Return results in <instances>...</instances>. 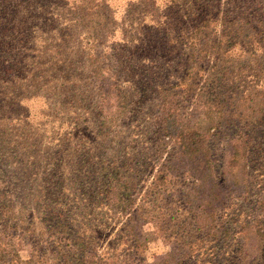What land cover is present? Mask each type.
Returning <instances> with one entry per match:
<instances>
[{
	"label": "trees",
	"instance_id": "1",
	"mask_svg": "<svg viewBox=\"0 0 264 264\" xmlns=\"http://www.w3.org/2000/svg\"><path fill=\"white\" fill-rule=\"evenodd\" d=\"M9 3L26 16L32 9L29 0ZM106 3L73 0L59 31H101ZM141 7L161 12L141 27L163 51L141 65V98L156 109L154 174L135 205L112 204L118 188L133 185L130 154L122 146L123 161L102 154L119 141L107 133L125 109L122 96L115 108L100 98L96 107L79 97L81 80L68 76L60 53L34 60L21 52L16 66L0 51V264H264V0H141ZM132 79L122 82L128 89L110 83L108 92L131 90ZM229 124L235 133L216 177L211 143ZM254 195L251 219L244 206ZM158 240L166 250L150 255Z\"/></svg>",
	"mask_w": 264,
	"mask_h": 264
},
{
	"label": "rangeland",
	"instance_id": "2",
	"mask_svg": "<svg viewBox=\"0 0 264 264\" xmlns=\"http://www.w3.org/2000/svg\"><path fill=\"white\" fill-rule=\"evenodd\" d=\"M9 1L0 0V51L7 52L16 66L23 60L19 58L24 55L21 52H29L30 57L34 55V60L37 55L43 56L46 52L51 55L57 52L61 54L59 58L65 62V72L68 71V76L73 74L81 80L76 84L79 97H92L94 106L98 105L100 99H105L100 104L106 110L119 106V100L115 99L117 96H122L120 99L126 101L125 109L118 110L120 116L116 118L113 127L107 133V140L116 136L119 141L117 142L116 139L112 142V148H109L111 150L105 149L102 154L108 156L110 160L123 161L125 158L123 154L117 152V148L119 146L126 148L125 151L132 159L130 163L132 171L127 176L133 185L126 187L123 183L122 188L128 190L118 188L112 204L118 207L139 203L143 186L146 182L147 184L151 182L154 174L149 168L152 166L154 150L152 147L154 140L151 139L150 133L153 124L151 121L156 112L152 101L146 102L143 97L141 98V65L161 58L163 51L157 46V40L147 35V29L141 27V22L149 26L152 20L159 21L160 17L156 18V16L161 12L154 13L151 9H144L141 7V0H107L105 5L107 9L101 10L98 14L101 31L99 29L98 32V28L94 27L89 31L90 35L88 31L73 35L68 32V28L59 31L67 26L66 20H70L73 16V11H70V3L73 0H48L49 3L46 0H29L32 9H29L28 16L16 6H12ZM13 1L15 3V0ZM43 1L46 3L45 7L41 5ZM153 14V18L149 17ZM163 14L165 13L162 12ZM93 22L95 23L96 20L94 19ZM90 24L91 27L94 25ZM84 34L85 37L87 35L86 38L83 37ZM57 35L58 38H56ZM156 49L160 52L159 55L153 52ZM1 52L0 60L3 56ZM113 54L118 57L116 61L112 59ZM31 69L33 73H36L34 61L31 62ZM58 74L59 71L49 74V79H53V76ZM61 77L64 79V72L61 73ZM131 78H134L131 81L132 89L126 90L128 92L125 90H121L124 93L118 94L108 92L115 88L112 86L109 89L110 83L116 82L120 88H127L128 84L122 82L129 81ZM45 83L49 85V81ZM234 128L235 125H226L220 134L212 139L211 148L216 177L221 176L223 165L227 161L226 143L234 137ZM111 133L114 134L110 135ZM95 134L98 135V132L95 131ZM36 172L41 173L40 170ZM255 174L260 175L257 172ZM256 199L254 195L244 206L251 219L256 217L254 211ZM197 205L199 209H204L206 201L199 200ZM146 228L150 229V226ZM22 244L24 246L21 247L20 256L26 260L29 249L26 243L22 242ZM165 250L166 247L161 240L149 246L150 255L162 254Z\"/></svg>",
	"mask_w": 264,
	"mask_h": 264
}]
</instances>
